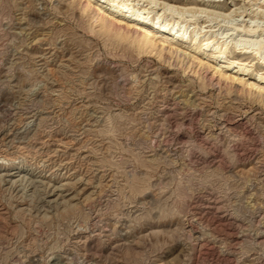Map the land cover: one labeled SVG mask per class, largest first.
Here are the masks:
<instances>
[{
    "label": "rangeland",
    "instance_id": "rangeland-1",
    "mask_svg": "<svg viewBox=\"0 0 264 264\" xmlns=\"http://www.w3.org/2000/svg\"><path fill=\"white\" fill-rule=\"evenodd\" d=\"M119 1L264 75L243 0ZM93 21L77 0H0V264H264L263 97Z\"/></svg>",
    "mask_w": 264,
    "mask_h": 264
},
{
    "label": "bare ground",
    "instance_id": "bare-ground-1",
    "mask_svg": "<svg viewBox=\"0 0 264 264\" xmlns=\"http://www.w3.org/2000/svg\"><path fill=\"white\" fill-rule=\"evenodd\" d=\"M77 1H79V4L82 3L83 13L87 14V16L90 19H93L94 20L93 22H96L99 25L101 31L104 34L114 35L116 38L119 39L120 42L123 41L124 45L127 46L128 48L133 46L137 48V50L140 53L155 54L161 57V59L164 58V60H168V61H171V59H173L174 61H178V62H183V63L186 62L187 66L192 67L193 70L196 71V73H197V69H199L198 67H200V69L206 72L211 71L213 72L214 75L215 74L218 75V77H220V80L226 81L230 85L235 87L241 86L243 90L246 89L249 92L255 93L261 98L263 97L264 100L263 73H261L262 75L261 74L259 75L258 79L247 78V75L249 74L248 73L249 69H247L246 66L245 67L240 66L238 67L237 70L230 72L229 69L231 68V63L226 62V64H221L222 60L220 59L227 56L226 55V51L228 48L227 43H224L221 46V48L219 47L220 49L218 51H213L210 48L211 42L214 41L213 38L208 37L207 41L203 43L202 41H204L205 39H202V30L200 29L189 30L187 28H183L179 21L176 24L175 23L163 24L161 22V16H159L158 18H151L148 15H143L138 12L139 9L134 7L135 5H131V3L127 1L126 2H121L119 0H77ZM153 1L155 0H151V2ZM172 1L174 2L183 1V2H189L187 4H194L195 6L193 5L191 7H189L190 5L188 6L190 10L193 9L194 7H195L194 9H196L198 4L200 3L205 4V1L200 2L198 0H194V1L172 0ZM243 1H244V5L246 6V9L250 10V13L264 17V0H243ZM173 7H175V5L172 6L171 9H173ZM203 8L204 9H201L203 11H207L208 9L207 7H206L207 9L205 7ZM211 12L212 14H216L215 10L214 11L212 10ZM163 14H166V12ZM235 30H237V32L241 34L246 29L245 26L241 25L239 27H236ZM252 30L254 29H250L246 31L252 32ZM257 44L258 43L253 40H247L244 49L245 48L249 49ZM186 47L188 48L192 47L194 51L188 53L189 51L187 52V50L185 49ZM263 47L264 46L262 45V48ZM248 49L243 51L247 52ZM198 72H201V70ZM210 84L215 86L214 80L211 79Z\"/></svg>",
    "mask_w": 264,
    "mask_h": 264
}]
</instances>
